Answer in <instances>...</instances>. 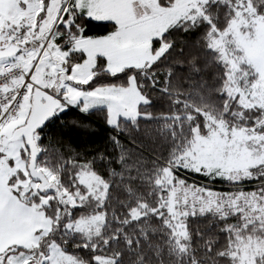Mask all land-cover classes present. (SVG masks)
<instances>
[{
	"label": "snow or ice",
	"instance_id": "1",
	"mask_svg": "<svg viewBox=\"0 0 264 264\" xmlns=\"http://www.w3.org/2000/svg\"><path fill=\"white\" fill-rule=\"evenodd\" d=\"M0 264H264V0H0Z\"/></svg>",
	"mask_w": 264,
	"mask_h": 264
}]
</instances>
